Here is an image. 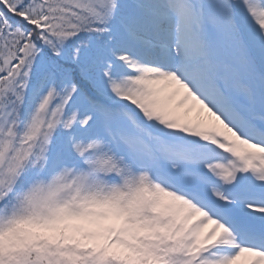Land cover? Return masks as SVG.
Masks as SVG:
<instances>
[{"label":"snow or ice","instance_id":"snow-or-ice-1","mask_svg":"<svg viewBox=\"0 0 264 264\" xmlns=\"http://www.w3.org/2000/svg\"><path fill=\"white\" fill-rule=\"evenodd\" d=\"M0 264H264V0H0Z\"/></svg>","mask_w":264,"mask_h":264}]
</instances>
